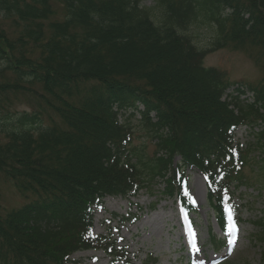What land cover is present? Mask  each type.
Masks as SVG:
<instances>
[{
  "label": "trees",
  "instance_id": "16d2710c",
  "mask_svg": "<svg viewBox=\"0 0 264 264\" xmlns=\"http://www.w3.org/2000/svg\"><path fill=\"white\" fill-rule=\"evenodd\" d=\"M146 1L0 0V173L27 199L0 202V264H68L93 248L132 261L110 231L94 233L95 209L163 179L159 193L190 214L188 167L205 177L223 231L235 198L264 192V72L245 86L204 64L227 46L264 57V0Z\"/></svg>",
  "mask_w": 264,
  "mask_h": 264
},
{
  "label": "rangeland",
  "instance_id": "374dc122",
  "mask_svg": "<svg viewBox=\"0 0 264 264\" xmlns=\"http://www.w3.org/2000/svg\"><path fill=\"white\" fill-rule=\"evenodd\" d=\"M145 3L154 2L147 0ZM60 13L61 9L56 16L58 17ZM198 33L200 36H195L197 44L202 47L209 45L212 36L210 31L205 27L200 28ZM263 58L257 61L253 53L227 46L208 52L204 64L225 69L234 81L247 86L262 79ZM14 107L18 110L25 108L31 110L32 105L20 101L16 102ZM126 110L123 116L127 120L131 110ZM130 121L135 122L132 123L135 128L134 143L145 144L147 151L151 153L154 144L147 135H140L144 131L135 126L137 125L135 119L132 121L131 117ZM236 137L241 141L250 138L246 125L237 129ZM187 173L190 177L191 199L194 203V210L190 214L183 211L173 197L159 193V189L164 186L163 179L158 180L153 189H142L134 196L108 195L104 198V204L95 209L94 233L103 234L110 231L120 245L128 247V257H131L132 261L122 263L118 260L114 264H262V240L258 236L262 235V231L258 219L264 218V192L259 193L257 189L249 188L243 197L235 198V203L242 207L236 210L234 219L223 231L214 209L208 204L205 177L194 167H188ZM251 175L254 183L257 179L259 181L262 179L257 172ZM242 189L245 191L246 187L243 186ZM26 200L0 173L2 207L7 210L20 206ZM150 204L156 206L151 207ZM135 212L137 213L135 217L130 215L124 219L120 218L121 215ZM233 221L238 231L235 243L230 244L228 229ZM225 237L226 243L216 249L215 243L223 241ZM147 254H151L157 261H148ZM71 256L72 261L68 264H112L110 256L101 249H83Z\"/></svg>",
  "mask_w": 264,
  "mask_h": 264
},
{
  "label": "snow or ice",
  "instance_id": "6c2138e0",
  "mask_svg": "<svg viewBox=\"0 0 264 264\" xmlns=\"http://www.w3.org/2000/svg\"><path fill=\"white\" fill-rule=\"evenodd\" d=\"M230 219H231V213H230ZM228 231H229V235L231 237L229 240V243L234 244L235 240H236V233L238 231L237 226H236L234 221L230 224ZM193 247H195V240L194 239H193ZM196 250L199 251L198 248H196Z\"/></svg>",
  "mask_w": 264,
  "mask_h": 264
}]
</instances>
